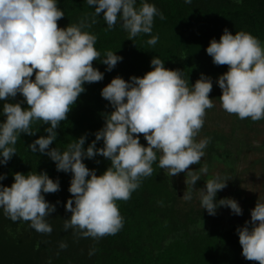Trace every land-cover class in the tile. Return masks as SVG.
Returning <instances> with one entry per match:
<instances>
[{
	"label": "clouds",
	"instance_id": "clouds-1",
	"mask_svg": "<svg viewBox=\"0 0 264 264\" xmlns=\"http://www.w3.org/2000/svg\"><path fill=\"white\" fill-rule=\"evenodd\" d=\"M86 3L94 6L91 23L86 15L79 23L60 28L57 22L64 13L57 0H0V101H5V120L0 122V165L7 164L16 154L21 133L35 135L38 130H33L32 125L36 122L49 125L45 128L47 135L40 136L28 148L48 155L57 171L72 174L68 189L72 198L65 204L71 216L65 219L64 229L72 228L83 238L98 240L122 229L124 221L117 201L131 198L142 178L152 175V165L157 160L169 176L186 172L188 187L182 199L191 200L193 191H198L201 207L209 215H216L219 206L242 215L235 199L216 200L217 192L227 186L228 179L217 175L207 179L204 188L193 187L200 176L190 166L200 163L209 142L207 138L199 142L195 138L204 125L206 110L215 106L210 98L212 79L201 74L190 86L182 71L166 68L158 57L151 60L152 70L143 77L132 76L126 81L116 76L102 89L101 96L114 110L105 114L104 126L87 149L86 136L69 143L64 151L50 147L57 138L56 129L85 92L84 85L104 79V73L93 66L101 55L95 48L97 37L84 29L103 14L107 29L119 20L128 39L133 40L138 34H151L154 17L165 19L154 4L147 2L139 7L136 0ZM157 42L158 36L147 41L150 46ZM206 52L215 65L228 66V71L217 79L223 110L241 120L264 119L261 41L248 32L233 35L225 29L219 41H210ZM122 59L109 50L101 63L111 71ZM17 94L23 96L26 108L21 103L7 102ZM141 134L147 146L141 144ZM101 140L103 147L97 148L96 143ZM97 155L110 161L101 175L83 162ZM199 171L206 174L207 166ZM5 178L0 174V181ZM59 190V180H53L46 172H16L10 187L0 184V208L13 222H30L37 232L50 234L52 227L46 217L56 209L44 194ZM237 232L243 257L264 264V202L257 200L251 220ZM66 247V243L60 244L61 249Z\"/></svg>",
	"mask_w": 264,
	"mask_h": 264
},
{
	"label": "trees",
	"instance_id": "trees-1",
	"mask_svg": "<svg viewBox=\"0 0 264 264\" xmlns=\"http://www.w3.org/2000/svg\"><path fill=\"white\" fill-rule=\"evenodd\" d=\"M144 2L154 4L165 17L163 20L154 17L151 34L141 33L129 40V34L119 20L112 29H107L103 14L96 17L97 22L90 28L84 29L97 37L95 48L101 55L93 66L104 73V79L84 85L85 92L56 129L57 138L50 147L64 151L69 143L86 136L84 148L87 149L95 140V133L104 126L105 114L114 110L101 96L102 89L116 76L126 81L132 76L143 77L152 70L154 57L161 59L166 68L182 71V77L192 84L201 74L211 77L228 71L227 65H215L206 52L210 41H219L225 29L233 35L239 31L248 32L264 44V0H191V3L185 0H136V6ZM57 5L64 13L57 22L60 28L77 24L86 15L87 22L91 23L94 6H88L86 0H57ZM152 36H158L154 46L147 43ZM109 50L123 57L111 71L101 63ZM7 102L27 107L20 94ZM4 103L0 101V122L5 120L2 115ZM32 127L38 130L35 135L21 133L15 145L16 154L7 164L0 165V174L6 176L0 184L11 185L16 172H46L53 180L58 179L60 190L44 194L56 209L48 216L52 219L49 224L52 232L45 234L46 238L35 231L31 242L25 243V236L8 234L5 217H0V264H258L242 255L237 229L243 226L195 234L186 229L187 223L192 222L191 214L177 208L179 200L170 189L158 160L152 165V175L142 178L131 198L117 201L124 221L118 233L98 240L79 236V241L73 239L72 245L67 244L61 249L63 241L59 235L72 237L75 233L74 229L63 230L65 219L71 216L65 204L72 198L68 191L72 174L57 171L55 162L48 155L34 153L28 148L40 136L47 135L45 128L49 125L36 122ZM140 142L146 143L141 135ZM96 147H103V141H97ZM83 162L97 175L110 166V161L100 155L85 158Z\"/></svg>",
	"mask_w": 264,
	"mask_h": 264
},
{
	"label": "rangeland",
	"instance_id": "rangeland-1",
	"mask_svg": "<svg viewBox=\"0 0 264 264\" xmlns=\"http://www.w3.org/2000/svg\"><path fill=\"white\" fill-rule=\"evenodd\" d=\"M219 76L210 77L213 83L210 98L213 99L215 106L206 110L204 125L195 138L197 142L206 138L209 142L200 163L191 165L190 170L200 176L193 186L197 190L205 187L207 179L217 175L228 179L227 186L217 192L216 200L235 199L242 209V215L234 214L225 206H219L216 215H209L207 210L201 207L198 191H193L191 200L182 199L188 187L186 172L169 176L167 171L162 169L169 180L170 189L174 190L179 200L177 208L191 214L192 222L187 223L186 229L192 234L215 228L225 230L234 226H244L246 221L251 220V210L256 206L257 200L264 202V119L255 122L250 118L241 120L237 115L223 110L219 98L222 90L217 83ZM144 145L147 146V141ZM204 166L208 169L206 174L199 171ZM0 217H5L8 234L14 237L25 236V243L31 242L29 240L33 239L36 230L30 226V222L22 220L13 222L4 214L2 208ZM51 220L46 217L47 223L50 224ZM248 227L251 228L252 225L249 223ZM38 235L47 238L43 233ZM78 237L79 235L75 233L72 237L59 235V238L68 245H72V240H77Z\"/></svg>",
	"mask_w": 264,
	"mask_h": 264
}]
</instances>
